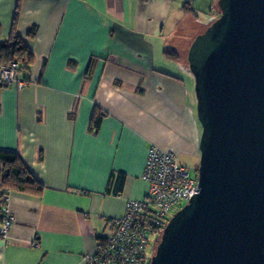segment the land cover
I'll list each match as a JSON object with an SVG mask.
<instances>
[{
    "label": "crops",
    "instance_id": "0c3cea01",
    "mask_svg": "<svg viewBox=\"0 0 264 264\" xmlns=\"http://www.w3.org/2000/svg\"><path fill=\"white\" fill-rule=\"evenodd\" d=\"M216 2L0 0V48L17 35L33 53L22 88L4 84L0 68V150L15 151L44 185L9 194L0 264H85L126 203L148 194L152 147L199 165L187 53L218 17ZM96 107L105 112L97 131ZM118 172L127 178L116 195Z\"/></svg>",
    "mask_w": 264,
    "mask_h": 264
},
{
    "label": "water",
    "instance_id": "95a60500",
    "mask_svg": "<svg viewBox=\"0 0 264 264\" xmlns=\"http://www.w3.org/2000/svg\"><path fill=\"white\" fill-rule=\"evenodd\" d=\"M188 50L203 127L199 191L150 264H264V0H219Z\"/></svg>",
    "mask_w": 264,
    "mask_h": 264
},
{
    "label": "built area",
    "instance_id": "2783aa9c",
    "mask_svg": "<svg viewBox=\"0 0 264 264\" xmlns=\"http://www.w3.org/2000/svg\"><path fill=\"white\" fill-rule=\"evenodd\" d=\"M0 68L4 84L16 82L22 88L27 83L17 61L1 64ZM150 150L144 171L150 185L148 194L126 203L125 213L113 220V230L106 240L99 241L96 252L85 256V264H149V247L160 240L172 210L199 191V177L181 164L174 152L157 147ZM7 199L0 201V235L4 239L14 221Z\"/></svg>",
    "mask_w": 264,
    "mask_h": 264
},
{
    "label": "trees",
    "instance_id": "16d2710c",
    "mask_svg": "<svg viewBox=\"0 0 264 264\" xmlns=\"http://www.w3.org/2000/svg\"><path fill=\"white\" fill-rule=\"evenodd\" d=\"M185 8L188 10L193 9L189 6H185ZM219 12H221L220 8H218V13ZM34 30L31 29L29 34H32ZM14 32L16 31L14 30ZM14 36L1 46L0 64H9L12 61H17L20 63V71L23 76V71L29 69L32 64L33 53L29 51L23 40L19 39L17 35ZM172 52L177 53V51ZM172 52H169V54ZM176 57L178 58V56ZM24 79L28 80L27 77ZM104 114L105 112L102 109L96 107L92 117L93 121L91 123V129H94L95 131L99 130ZM126 178V174L118 172L115 185L116 188L114 190L116 195L123 192ZM113 182L114 177L110 180V184ZM43 188L44 185L42 181L39 178L34 177L20 155L15 151L0 150V201L4 200L15 189L23 191L26 189L42 191L44 190ZM100 239V241H104L107 239V236L103 238L101 237Z\"/></svg>",
    "mask_w": 264,
    "mask_h": 264
},
{
    "label": "rangeland",
    "instance_id": "374dc122",
    "mask_svg": "<svg viewBox=\"0 0 264 264\" xmlns=\"http://www.w3.org/2000/svg\"><path fill=\"white\" fill-rule=\"evenodd\" d=\"M216 8H219V0H217V2H216ZM217 12V14H218V16H219V13H218V10L216 11ZM217 18V17H216ZM205 19L207 20V21H210V20H208V17L207 16H205ZM211 21L212 22H214L215 21V19H211ZM210 21V22H211ZM210 22H208V23H210ZM211 22V23H212ZM209 25V24H208ZM207 25V26H208ZM206 26V27H207ZM205 27V28H206ZM205 30V29H204ZM203 30V31H204ZM175 68H177V66L175 67ZM180 69H177V72L179 71ZM181 71H184L182 74H189L188 72H186L185 70H181ZM192 74V73H191ZM194 87H195V83H194ZM179 160H181V159H179ZM182 161V160H181ZM199 166V165H198ZM197 166V167H198ZM190 167V170L193 172V174L195 175L196 174V171L194 170L195 168H193L192 169V166H189ZM196 167V168H197ZM186 200H184L183 202H180V203H177V205L175 206V208L172 210V212H171V216H173L177 211H178V209H180L181 207H183V205H185L186 204ZM170 216V217H171ZM109 231H110V227L109 228H107L106 230H105V233H109ZM158 244H159V241L158 242H156V244L154 245V246H150L149 247V250H151V256H150V259L152 258V256L154 255L153 253H155L156 252V249H157V246H158ZM150 264V263H149Z\"/></svg>",
    "mask_w": 264,
    "mask_h": 264
},
{
    "label": "flooded vegetation",
    "instance_id": "af4514ba",
    "mask_svg": "<svg viewBox=\"0 0 264 264\" xmlns=\"http://www.w3.org/2000/svg\"><path fill=\"white\" fill-rule=\"evenodd\" d=\"M196 171V174L197 176H199V171H198V167L194 169Z\"/></svg>",
    "mask_w": 264,
    "mask_h": 264
}]
</instances>
